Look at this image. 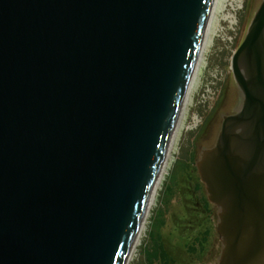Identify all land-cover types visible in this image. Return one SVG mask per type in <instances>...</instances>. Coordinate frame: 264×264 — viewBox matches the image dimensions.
Instances as JSON below:
<instances>
[{
    "label": "water",
    "instance_id": "95a60500",
    "mask_svg": "<svg viewBox=\"0 0 264 264\" xmlns=\"http://www.w3.org/2000/svg\"><path fill=\"white\" fill-rule=\"evenodd\" d=\"M214 0H0V264H125ZM194 167L214 264H264V0Z\"/></svg>",
    "mask_w": 264,
    "mask_h": 264
},
{
    "label": "rangeland",
    "instance_id": "374dc122",
    "mask_svg": "<svg viewBox=\"0 0 264 264\" xmlns=\"http://www.w3.org/2000/svg\"><path fill=\"white\" fill-rule=\"evenodd\" d=\"M247 1L214 0L199 57L165 153V164L126 264H146L145 259L157 242L163 244L174 264H196L192 257L188 259L183 246L192 234L189 233L190 227H196L197 211L203 207V203H200L202 199H198L193 191L197 188L203 194L202 184L192 169L194 161L191 160L196 158L197 141L224 91ZM206 206L212 214L211 238L199 264H214L218 249L215 214L210 203ZM187 219H191V222L187 223ZM155 264L166 262L158 261Z\"/></svg>",
    "mask_w": 264,
    "mask_h": 264
},
{
    "label": "trees",
    "instance_id": "16d2710c",
    "mask_svg": "<svg viewBox=\"0 0 264 264\" xmlns=\"http://www.w3.org/2000/svg\"><path fill=\"white\" fill-rule=\"evenodd\" d=\"M191 161L194 160L192 159ZM192 169L195 171L194 165L192 166ZM193 191L197 194L196 197L198 199H202L200 203H203V207L201 210L197 211V216L195 217L196 227H190L189 233L192 232V234L190 237H187L183 246L186 254L188 255V259L189 257H192L196 261V264H199L202 261L203 254L206 252L207 241L209 242V239L211 238L210 219L212 214H210L208 206L205 207V204L208 205L204 201L205 196L201 194L200 190L197 188H194ZM207 213L209 215H207ZM187 220V223L191 222V219ZM155 244V247L150 250L149 255H147L145 259L146 264H155V262L158 261H165L166 264H174V260L169 256L163 247V244L161 242H157Z\"/></svg>",
    "mask_w": 264,
    "mask_h": 264
},
{
    "label": "bare ground",
    "instance_id": "6f19581e",
    "mask_svg": "<svg viewBox=\"0 0 264 264\" xmlns=\"http://www.w3.org/2000/svg\"><path fill=\"white\" fill-rule=\"evenodd\" d=\"M224 1H226V0H224ZM229 3V2H228ZM163 164H165V163H163ZM162 168H163V165H162ZM162 168H161V170H160V172H159V174H158V177H159V175H160V173L162 172ZM158 177H157V180H156V183H157V181H158ZM156 183H155V185H156ZM155 187V186H154ZM151 196H152V194H151ZM150 199H151V197H150ZM138 240V239H137ZM127 262V261H126ZM126 264V263H125Z\"/></svg>",
    "mask_w": 264,
    "mask_h": 264
},
{
    "label": "flooded vegetation",
    "instance_id": "af4514ba",
    "mask_svg": "<svg viewBox=\"0 0 264 264\" xmlns=\"http://www.w3.org/2000/svg\"><path fill=\"white\" fill-rule=\"evenodd\" d=\"M196 171V170H195ZM197 173V172H196ZM202 188H203V186H202ZM203 194H204V189H203ZM204 196H205V194H204ZM206 199V198H205ZM206 202H207V200H206ZM209 202H207V204H208ZM211 204V203H210ZM212 205V204H211ZM213 206V205H212ZM214 207V206H213ZM214 214H215V208H214Z\"/></svg>",
    "mask_w": 264,
    "mask_h": 264
}]
</instances>
